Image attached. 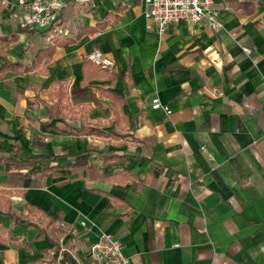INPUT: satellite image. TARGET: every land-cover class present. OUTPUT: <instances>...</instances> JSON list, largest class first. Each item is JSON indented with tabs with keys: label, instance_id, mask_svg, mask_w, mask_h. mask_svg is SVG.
Listing matches in <instances>:
<instances>
[{
	"label": "crops",
	"instance_id": "0c3cea01",
	"mask_svg": "<svg viewBox=\"0 0 264 264\" xmlns=\"http://www.w3.org/2000/svg\"><path fill=\"white\" fill-rule=\"evenodd\" d=\"M22 1L0 0V68L73 42L0 77V225L24 247L0 243V264H87L99 233L130 264H264V0H232L244 12L212 0L223 29L179 24L162 37L146 31L142 0H66L52 42L21 28ZM95 50L109 68L88 60ZM95 86L122 99L119 120ZM27 208L64 225L58 247L35 239L43 226Z\"/></svg>",
	"mask_w": 264,
	"mask_h": 264
},
{
	"label": "built area",
	"instance_id": "2783aa9c",
	"mask_svg": "<svg viewBox=\"0 0 264 264\" xmlns=\"http://www.w3.org/2000/svg\"><path fill=\"white\" fill-rule=\"evenodd\" d=\"M66 0H23L22 14L19 18L21 28L48 32V42L65 34L60 29L59 21ZM75 1V0H68ZM145 29L162 37L171 26L184 24L205 28L212 32L223 29L220 11L212 0H142ZM88 60L102 68H109L111 63L102 58L98 50L93 51ZM153 110L163 109L157 98L150 102ZM80 225L85 227V223ZM61 227H64L61 224ZM177 247V246H175ZM87 264H130L122 253L119 240L108 233H99L86 250Z\"/></svg>",
	"mask_w": 264,
	"mask_h": 264
},
{
	"label": "trees",
	"instance_id": "16d2710c",
	"mask_svg": "<svg viewBox=\"0 0 264 264\" xmlns=\"http://www.w3.org/2000/svg\"><path fill=\"white\" fill-rule=\"evenodd\" d=\"M228 4H229V6L233 7L234 9L241 10L243 12L248 10V9L251 10L250 4H248V3H237L235 1L228 0ZM116 17H117L116 14H114L111 17L109 16V17H107V19L104 22L98 24L94 29L86 30L85 32H93V31L103 30L109 23H115ZM24 30H27V29H24ZM71 42H73V41L72 40L56 41L53 46H48L46 49L38 51L34 57V60L32 61V63L29 66H24V65L17 63V62L5 61L4 64L2 65V67L0 68V77H2V75L6 71H12L18 75H21V74H24V73L31 71L35 67H38L44 61L50 62L52 59L53 53H54L55 46H63V45L70 44ZM2 53H3V51L0 50V54H2ZM89 63H90L89 61H86L84 64V67H83V69H84V80L83 81L85 83H86V81H88V79H86V76L88 74V71H87L88 66L87 65H89ZM94 68H95L96 73L97 74L99 73L101 76L104 75V77H107L108 79H111V80H113L115 77L112 72L105 71L104 69H102L99 66H95ZM99 74H98V76H99ZM95 88L97 89L100 98H107V99L112 100V102L114 103V107H115V111H114L115 121L119 120L121 117H120L118 110L122 104V99L118 95H116L114 92L109 91L105 88H100L98 86L97 87L95 86ZM52 111L55 113L52 115L56 116L57 107H52L51 112ZM80 132L83 133L82 130ZM66 133H75V132H66ZM84 133L86 135H90V136L96 135V136H103V137L104 136L119 137L118 135H113L111 133L103 132V131H100L97 129L85 130ZM119 159L120 158H117L116 160H119ZM75 166H77V167H86L87 166L85 154H80L77 156ZM52 170H53V168L45 167L40 173L42 175H44L45 173L52 171ZM123 176H124L123 182H128V181L133 180V178L130 175H123ZM27 209H28V212L30 214V217L36 218V221L34 223H37V224L43 226L39 229V233L35 236V239H40L41 237L46 236L49 241L54 243L55 247H58V241H59L60 237L62 236V234L64 233V230L60 226L59 221L57 219L45 218L38 210H36L34 208H27ZM21 221H23L25 223H29V224L32 223L30 219L21 220ZM18 241H19L18 237H16L12 233L6 231L0 225V243L6 244L8 242H13V243H16L17 247L24 248L23 245L19 244Z\"/></svg>",
	"mask_w": 264,
	"mask_h": 264
},
{
	"label": "rangeland",
	"instance_id": "374dc122",
	"mask_svg": "<svg viewBox=\"0 0 264 264\" xmlns=\"http://www.w3.org/2000/svg\"><path fill=\"white\" fill-rule=\"evenodd\" d=\"M33 38L36 40H39L41 43L44 42V37H42V35H40L39 33H36V35H34ZM64 110L68 116H72V115H81L84 109L79 108V107H71V104L68 103L64 106ZM31 155H33V157H35V159H37V160H35V163H34L35 166H40V162L38 161L39 160L38 157L34 156V155H37V152H32Z\"/></svg>",
	"mask_w": 264,
	"mask_h": 264
}]
</instances>
